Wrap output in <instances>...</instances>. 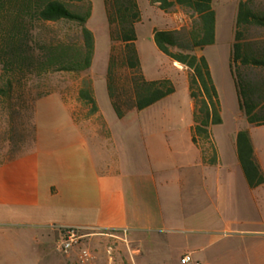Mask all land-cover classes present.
I'll return each mask as SVG.
<instances>
[{"label":"rangeland","instance_id":"obj_1","mask_svg":"<svg viewBox=\"0 0 264 264\" xmlns=\"http://www.w3.org/2000/svg\"><path fill=\"white\" fill-rule=\"evenodd\" d=\"M89 1L87 26L95 38L91 67L75 73L33 62L15 76L17 88L9 102L14 106L12 115L0 96V164L25 150L42 160L53 159L60 151L70 155L71 142H77L74 152L93 155L92 144L102 136L99 141L121 159L116 187L123 193L122 216L109 222L120 224L113 229L129 245L116 237L120 235L116 231L108 232L116 236L86 237L84 245L96 252L98 264H183L181 257L187 253L200 264H264V186L254 193L246 189L235 151L237 132L247 129L264 157V125H250L240 111L229 68L239 0L214 1L215 42L202 51L218 91L222 119L212 126L211 140L203 147L205 156L201 151L210 161L204 165L191 138L193 102L187 69L163 54L153 39L154 28L186 25L188 14L178 6L164 12L149 0H137L141 71L147 80L169 78L174 92L143 110L131 107L119 116L107 85L114 43L104 0ZM27 27L36 40L32 45L74 35L70 23L34 21ZM3 72L0 65V84L6 77ZM117 76L121 101L130 103V73L119 65ZM89 79L99 114L87 124L91 132H85L80 142L78 127L85 124L75 116H90V105L79 99L78 91ZM99 127H105L104 132ZM56 182L53 173L43 171L38 187L51 193ZM114 203L120 205V197ZM25 212L19 205L0 203V264H54L64 259L53 228L39 225L35 215Z\"/></svg>","mask_w":264,"mask_h":264},{"label":"trees","instance_id":"obj_2","mask_svg":"<svg viewBox=\"0 0 264 264\" xmlns=\"http://www.w3.org/2000/svg\"><path fill=\"white\" fill-rule=\"evenodd\" d=\"M214 1L149 0L164 12L178 6L189 16V23L181 27L154 28L153 39L163 54L187 69L193 102L192 141L202 148L204 156L211 128L222 120L218 91L202 53L215 42ZM104 5L114 43L107 72L108 92L116 113L123 116L128 108L140 111L164 99L174 92V85L169 78L147 80L141 71L136 47L135 25L141 20L137 0H104ZM91 10L89 0H0V65L6 75L0 84V96L11 115L14 106L9 102L17 88L14 78L24 67L38 62L53 71L75 73H84L91 67L95 45L94 34L87 26ZM34 21L70 23L74 35L32 45L36 40L27 26ZM119 65L130 73V103L121 101ZM229 68L240 111L250 125H264V0L238 1ZM78 96L90 105V115L98 112L91 79L83 81ZM236 153L249 184L264 182L247 129L237 133Z\"/></svg>","mask_w":264,"mask_h":264},{"label":"crops","instance_id":"obj_3","mask_svg":"<svg viewBox=\"0 0 264 264\" xmlns=\"http://www.w3.org/2000/svg\"><path fill=\"white\" fill-rule=\"evenodd\" d=\"M174 63L177 64V62ZM98 112L86 118L75 116V121L80 120L79 123L85 124V128L78 127L81 129L79 133L80 142L84 139L85 132H91V129L89 130L91 127L87 124L98 116ZM99 129L104 132L105 127H99ZM249 134L253 144L254 156L264 177V157H260L257 153L250 131ZM101 137H96L98 139L92 144L93 155L90 152H88L90 155L85 156L78 151L74 152L73 149L77 142H71L67 146L72 149L70 155L60 151L53 159L42 160L25 150L1 163L0 203L19 205L23 213L27 211L31 215H35L37 217L36 223L39 225H50L55 235H58L59 227L86 226L97 229L91 233V236H116L108 232L116 231L113 229L114 227H120V224L109 221L119 215L122 216L120 213L123 210V198H121L123 193L121 194L120 190L117 191L116 187L118 179L121 177V159L115 151L107 150L106 146L99 141ZM198 148L200 149L202 164H209L210 161L202 156V148L200 146ZM43 171L48 176L53 173L58 178L57 185L54 186L51 193L38 187V180ZM243 179L247 183L246 189L251 193H254V190L260 186H264V182L251 186L244 172ZM47 196H51V200H48ZM116 197L118 198L115 199ZM119 197L120 205H115L114 201L119 200ZM119 233L120 235L116 237L129 245L122 233ZM54 264H76L75 254H64V259L60 258Z\"/></svg>","mask_w":264,"mask_h":264},{"label":"built area","instance_id":"obj_4","mask_svg":"<svg viewBox=\"0 0 264 264\" xmlns=\"http://www.w3.org/2000/svg\"><path fill=\"white\" fill-rule=\"evenodd\" d=\"M97 229L86 226H65L58 228V249L64 254L74 252L76 264H98V255L88 246L84 245V239L91 236ZM183 264L193 262L191 254L187 253L181 257ZM193 264H200L193 262Z\"/></svg>","mask_w":264,"mask_h":264}]
</instances>
